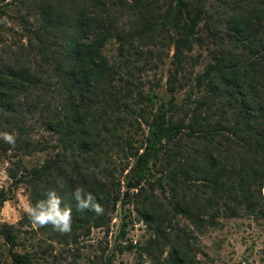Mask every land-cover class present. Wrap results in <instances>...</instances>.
I'll return each mask as SVG.
<instances>
[{"label":"trees","instance_id":"1","mask_svg":"<svg viewBox=\"0 0 264 264\" xmlns=\"http://www.w3.org/2000/svg\"><path fill=\"white\" fill-rule=\"evenodd\" d=\"M6 17L23 37H0V133L16 136L15 146L0 139V156L48 153L12 178L29 185L32 206L56 190L73 221L67 234L27 214L0 224V261L55 264L49 241L76 261L92 229L110 232L120 204L150 229L143 249L157 248L158 264H199L192 230L264 219V0H0L1 27ZM202 28L214 52L197 72ZM77 189L103 214L78 210ZM179 218L188 224L173 225ZM98 248L86 264H115Z\"/></svg>","mask_w":264,"mask_h":264},{"label":"rangeland","instance_id":"2","mask_svg":"<svg viewBox=\"0 0 264 264\" xmlns=\"http://www.w3.org/2000/svg\"><path fill=\"white\" fill-rule=\"evenodd\" d=\"M5 22L6 25L0 26L2 34L0 37L12 45L17 40L21 41L23 30L19 24L14 23L8 17L5 18ZM22 41L27 43V38ZM3 45L5 44L0 43V55L4 54L2 53ZM213 52V40L202 28L195 49L191 53V57L195 60H191V63H194L197 72L203 69ZM106 54L110 59L117 56L115 42L108 45ZM10 55L9 51L5 54L6 58H9ZM168 68L169 65H166L162 70L166 73ZM165 81L166 79L164 83ZM157 91L165 100L169 99L165 87L159 88ZM185 94V91L181 92L180 98H183ZM143 129L148 131L145 125ZM39 135L48 136L43 131H40ZM10 154H14V152ZM47 157L48 153H34L22 157L21 160L14 157L6 158L5 155L0 156V192L3 191L8 198L3 205H0L1 225H18L27 214L25 210L32 205L29 185L24 181H17L22 174L23 164L32 167L42 163ZM21 161H23L22 164ZM14 173H17V179L12 178ZM178 222L182 227L188 224L187 221L179 218L173 225H177ZM26 229H31V227L26 226ZM150 233V229L141 220L133 204H120L112 215L110 232H106V229H92L91 234L84 237L80 246H77L81 248L82 257L76 261L73 254L69 252L68 246L59 243L52 244L49 241L46 243V247L51 252L49 254L52 257L51 261L53 260L55 264H86V257L95 254L96 249L99 250L100 243L103 247H108V254H113L115 264H158V249L153 248L151 253L143 249L148 244ZM189 233L199 264H264V219L242 215L232 219H222L217 228L206 232L192 230ZM71 249L74 250L76 247ZM18 250L22 252L21 248ZM0 264L8 263L1 260Z\"/></svg>","mask_w":264,"mask_h":264},{"label":"clouds","instance_id":"3","mask_svg":"<svg viewBox=\"0 0 264 264\" xmlns=\"http://www.w3.org/2000/svg\"><path fill=\"white\" fill-rule=\"evenodd\" d=\"M0 139L11 146H15L16 136L14 134L0 133ZM46 196L47 199L39 201L34 206L30 205L25 210L31 223L39 227L50 224L55 231L61 234L70 233L73 221L71 207L63 204V200L56 190H49ZM73 197L76 200L78 210L94 211L98 215L103 214L104 209L96 202V198L84 190L77 189L73 193Z\"/></svg>","mask_w":264,"mask_h":264}]
</instances>
